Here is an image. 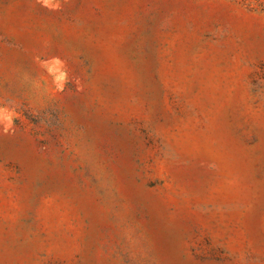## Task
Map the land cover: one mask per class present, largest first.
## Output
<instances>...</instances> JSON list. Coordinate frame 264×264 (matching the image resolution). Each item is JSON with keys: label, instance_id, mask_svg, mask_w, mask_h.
Masks as SVG:
<instances>
[{"label": "rangeland", "instance_id": "rangeland-1", "mask_svg": "<svg viewBox=\"0 0 264 264\" xmlns=\"http://www.w3.org/2000/svg\"><path fill=\"white\" fill-rule=\"evenodd\" d=\"M0 264H264V0H0Z\"/></svg>", "mask_w": 264, "mask_h": 264}]
</instances>
